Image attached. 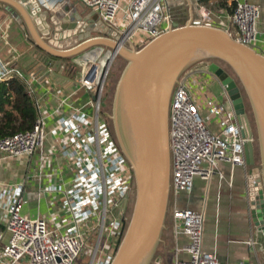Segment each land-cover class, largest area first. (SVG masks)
Listing matches in <instances>:
<instances>
[{"label":"built area","instance_id":"obj_1","mask_svg":"<svg viewBox=\"0 0 264 264\" xmlns=\"http://www.w3.org/2000/svg\"><path fill=\"white\" fill-rule=\"evenodd\" d=\"M53 1L25 0L23 4L36 15L38 6L54 8ZM78 1L95 11L99 20L116 34L118 41L105 37L117 42L118 47L109 52L94 47L79 59L81 76L56 112L67 106L73 96L89 93L91 98L84 106L73 108L51 130L46 128V118L38 116L31 131L0 139L3 158L37 156L38 195L58 194L65 212L50 225L44 216L24 213L29 199L25 192L26 181L0 184V264H76L95 230L100 232L91 264H111L117 249L110 258L100 257L103 236L107 233V237L117 236L121 241L128 225L127 208L130 199L135 197V177L116 141L109 116L102 108L105 86L111 65L119 56L118 49L129 44L137 48L136 42L140 48L144 47L172 26L174 16L168 0ZM226 3L230 8V22L238 32L236 41L264 54V31L258 28L259 8L238 0ZM194 8L199 23L211 22L213 11L198 0ZM203 73L191 69L184 72L169 101L170 193L174 200L180 193L191 191L196 176L209 181L219 162L231 167L247 166L245 126L238 122L228 99L229 105L210 97L203 80L194 91L190 85L195 88V78L187 83L188 76H203ZM12 75L23 76L16 68L0 62V83ZM49 136L56 137L54 154L59 153L67 165L65 170L70 172L66 177L60 172L61 181L55 185H46L43 181L45 170L56 160L46 152ZM246 184L247 193L252 191L256 197L259 184L251 174ZM171 218L174 233L188 238V243L177 250L187 254L188 261L176 260L175 264H220L214 255L202 250V212L177 209L173 203ZM247 245L255 249L254 240H248Z\"/></svg>","mask_w":264,"mask_h":264},{"label":"water","instance_id":"obj_2","mask_svg":"<svg viewBox=\"0 0 264 264\" xmlns=\"http://www.w3.org/2000/svg\"><path fill=\"white\" fill-rule=\"evenodd\" d=\"M20 10L28 18L25 11ZM37 11L42 12V9L38 6ZM40 22L48 34L55 26L50 44L56 47H62L59 39L68 32L76 36L67 46L92 38L77 48H91L96 44H110L115 50L118 47L115 41L119 38L100 20L94 26L71 21L60 24L58 16L45 11ZM92 31L115 41L94 38ZM118 52L127 66L118 82L112 114L108 116L116 141L132 167L135 197L132 217L111 264L153 262L169 206V101L181 75L202 62H211L207 71L219 81L238 122L245 126L246 165L252 167L251 177L259 184L258 195L255 197L252 191L249 194L250 210L264 237V54L238 43L220 28L191 19L183 24L173 23L164 34L142 48L129 44ZM216 62L231 70L241 90ZM243 95L250 108L254 131L245 112ZM254 142L258 166H255Z\"/></svg>","mask_w":264,"mask_h":264},{"label":"crops","instance_id":"obj_3","mask_svg":"<svg viewBox=\"0 0 264 264\" xmlns=\"http://www.w3.org/2000/svg\"><path fill=\"white\" fill-rule=\"evenodd\" d=\"M238 1L248 2L259 8L258 28L264 31V0ZM168 2L174 16L173 23L183 24L189 19L199 23L194 8L197 0H168ZM53 4L54 8H43L42 12L35 15L21 0H0L2 24L0 62L16 68L23 75L29 90H32V95L35 96L38 116L46 118L47 130L54 128L73 108L84 106L91 98L89 93H79L68 101L67 106L61 107V110L56 112L61 100L73 92L75 82L81 76L79 57L93 48H77L92 38L78 40L77 44L67 46V43L73 42L72 39L76 36L75 33L69 34V32L63 39H59V43L63 44L62 47L50 44V40L54 38L55 26L48 34L44 31L40 16L48 11L58 16L60 24L71 21L88 26H94L99 20L98 16L97 19L92 17L88 20L78 14V8H84L78 0H54ZM20 9L25 11L28 18ZM200 24L220 28L233 40L238 39V32L231 24L227 11H213L211 22ZM78 35L83 34L78 33ZM99 37L102 36H94V38ZM45 45L49 48H44ZM95 46L102 47L103 52L114 49L110 44ZM201 67L203 63L197 66V68ZM192 70L194 71L193 68ZM203 77L209 96L229 105L217 79L209 72L203 73ZM55 140L56 137L49 136L46 144L47 154L54 155L56 159L54 165L47 168L43 174L46 185L59 184L60 172L63 177L70 174L65 170V161L59 157V153L54 154ZM38 167L37 156L7 159L0 155V184H18L26 181L25 192L29 199L24 206V213L33 217L44 216L50 225H54L56 220L65 215L64 208L58 194L38 195L40 177ZM251 170L252 167L249 166L231 167L228 163L219 162L209 181L196 176L191 191L180 193L174 200L177 209L203 213L202 250L214 255L220 264H264V237L253 221L247 193V177ZM250 239L255 241L254 250L247 245ZM187 243L188 238L185 235L174 233L172 218L165 219L161 241L153 261L155 264H175L176 260L188 261L187 254L177 252Z\"/></svg>","mask_w":264,"mask_h":264},{"label":"trees","instance_id":"obj_4","mask_svg":"<svg viewBox=\"0 0 264 264\" xmlns=\"http://www.w3.org/2000/svg\"><path fill=\"white\" fill-rule=\"evenodd\" d=\"M198 2L211 11L218 12L222 10L230 13V8L226 3L227 0H198ZM216 63L234 79L241 90L231 70L221 62ZM243 100L244 103L245 101L247 103L244 95ZM37 118L38 108L35 96L30 93L28 83L23 77L12 75L0 83V139L17 133L31 131ZM119 244L120 241L117 248Z\"/></svg>","mask_w":264,"mask_h":264},{"label":"rangeland","instance_id":"obj_5","mask_svg":"<svg viewBox=\"0 0 264 264\" xmlns=\"http://www.w3.org/2000/svg\"><path fill=\"white\" fill-rule=\"evenodd\" d=\"M78 14H80L81 16H85V18L86 19L88 18V20L92 17H96V19H97V13L93 10H90L87 8L85 9V7L84 8H81V7L78 8ZM52 28L54 29V27H52ZM135 44H136L137 48L141 47L138 44V42H136ZM94 47H96V46H93L91 48H94ZM79 59H80V57H79ZM75 60H77V59H74V61ZM202 63L204 65H206V64L208 65L211 62H202ZM202 63L195 64L189 69L192 70V68H193L194 70H197L200 72H202V71L207 72L206 66H203L201 68H197V66H199V64L201 65ZM126 66H127V62L121 56H117V58L115 59V61L111 65L109 76H108L106 86H105L103 101H102V108H103V111L105 112V114H108V115L112 114L113 103H114V98H115V93H116V89L118 86V82H119L121 75H122V72L124 71ZM190 73H193V72H190ZM194 78L197 82V85L195 86V88H193L192 85H190L191 91L198 90V88L201 86L199 84L201 80H203V82L205 83V79L201 74H193V75L188 76L187 83L192 82ZM247 104L248 103H246V101H245V112H246L248 118L250 119L251 129H252V131H254L251 113L249 111V106ZM254 145H255V166H258L259 157L257 154L256 142H254ZM173 197L174 196L170 193V195H169V206H168V210H167L166 220L171 218V214H170L171 213V206L174 203ZM133 206H134V197H132V199H130L129 206L127 208L128 223L130 222V219L132 217ZM99 232H100L99 230H95V232L92 234L91 241L89 242V246L87 247V249H85L83 251L82 255L76 261V264H90V262L93 258V254L95 253V250L97 247L96 243H97V239L99 236ZM119 240H120L119 237H117V236L107 237V233H105L103 236V239H102V243L99 247V250H100L99 256L100 257L104 256L105 258H110L112 256V252H114L117 249V245L119 243ZM97 257H98V255H97ZM100 257H98V258H100ZM152 264H155V262L153 261Z\"/></svg>","mask_w":264,"mask_h":264},{"label":"flooded vegetation","instance_id":"obj_6","mask_svg":"<svg viewBox=\"0 0 264 264\" xmlns=\"http://www.w3.org/2000/svg\"><path fill=\"white\" fill-rule=\"evenodd\" d=\"M72 41H73V40H72ZM209 64H210V63H209ZM209 64H208V65H209ZM208 65L206 64V67H207ZM217 81H218V80H217ZM218 83H219V81H218ZM219 84H220V83H219ZM220 85H221V84H220Z\"/></svg>","mask_w":264,"mask_h":264}]
</instances>
